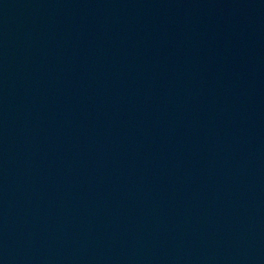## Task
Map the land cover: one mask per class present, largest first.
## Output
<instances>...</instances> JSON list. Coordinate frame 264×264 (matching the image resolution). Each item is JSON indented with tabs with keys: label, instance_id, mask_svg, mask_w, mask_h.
Here are the masks:
<instances>
[{
	"label": "water",
	"instance_id": "water-1",
	"mask_svg": "<svg viewBox=\"0 0 264 264\" xmlns=\"http://www.w3.org/2000/svg\"><path fill=\"white\" fill-rule=\"evenodd\" d=\"M0 264H264V0H0Z\"/></svg>",
	"mask_w": 264,
	"mask_h": 264
}]
</instances>
